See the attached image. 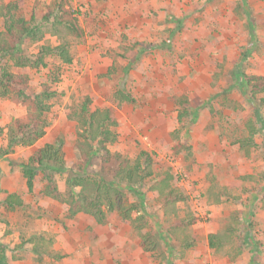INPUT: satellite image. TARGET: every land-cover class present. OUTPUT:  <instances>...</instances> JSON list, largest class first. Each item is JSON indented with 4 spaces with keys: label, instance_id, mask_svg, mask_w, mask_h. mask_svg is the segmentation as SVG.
Wrapping results in <instances>:
<instances>
[{
    "label": "rangeland",
    "instance_id": "1",
    "mask_svg": "<svg viewBox=\"0 0 264 264\" xmlns=\"http://www.w3.org/2000/svg\"><path fill=\"white\" fill-rule=\"evenodd\" d=\"M52 2L0 0L28 18H40ZM70 6L83 28L80 37L69 38L72 63L50 55L47 66L26 70L28 92H40L43 84L57 92L45 136L33 146L8 148V126L29 109L11 96L0 98V252L6 264H133L126 251L140 246L134 223L140 211L131 219L110 212L102 224L85 212L68 216L65 203L42 192V175L30 193L20 168L38 146L62 137L63 187L71 169L83 164L75 146L85 104L112 109L119 133L112 151L132 160L149 152L156 173L171 171L172 186L187 196L167 216L154 177L140 187L143 194L129 189L130 201L144 200L143 231L158 237L155 251H143L149 264H264V129L256 132L250 156L237 143L249 135L248 120L256 119L242 85L243 73L264 75V0H70ZM60 41L46 33L29 50ZM183 95L188 113L179 120L176 99ZM9 193L24 204L7 211ZM230 216L236 218L231 240L214 250L208 236L223 234ZM176 217L195 218L185 233L198 240L195 246L169 235ZM36 243L60 257L32 251Z\"/></svg>",
    "mask_w": 264,
    "mask_h": 264
},
{
    "label": "trees",
    "instance_id": "2",
    "mask_svg": "<svg viewBox=\"0 0 264 264\" xmlns=\"http://www.w3.org/2000/svg\"><path fill=\"white\" fill-rule=\"evenodd\" d=\"M14 8L12 3H0V19H3V28L0 29V98L11 96L29 110L16 117L8 126L7 147L10 149L17 145L33 146L45 136L50 125L47 116L52 107L50 100L57 93L47 84H43L40 92H28L30 74L26 70L47 66V57L50 55L58 56L64 63H72L69 38L83 34L70 0H53L40 18L35 13L29 18L19 16L13 11ZM46 33L56 35L61 40L60 43L55 46L41 44L37 52H31L29 45L42 41ZM244 54L246 52L243 56ZM243 74V92L253 104L256 119L248 120L249 135L238 138L237 143L245 155L250 156L257 146L256 132L260 128L264 129V75ZM259 94L262 96L257 97ZM119 95L128 102L134 101L128 94L121 92ZM186 96L188 95L176 99V103L182 108L179 120H183L188 113ZM225 96H222L224 103L228 102V97ZM114 125L116 119L111 108L90 109L85 104L78 117L79 129L75 146L79 156L83 158V164L71 169L63 187L58 179L67 170L63 147L65 141L62 137L38 146L26 161L20 163V168L28 191L34 192L35 180L41 174L44 180L42 192L65 203L68 206V216L85 212L102 224L110 212L131 219L133 212L140 211L134 221L140 231V245L144 250L153 252L159 242L156 240L158 237L153 236L150 231H143L145 222L142 218L146 211L144 200L141 199L139 203L130 201L129 189L137 194L142 193L140 187L144 181L154 177L156 182L153 190L158 193V200L167 216L177 213V202L185 200L187 196L172 186L174 175L171 171L156 173L154 158L149 152L143 150L132 160L120 151H112L109 144L115 143L119 138V133L112 128ZM93 163L98 168L93 167ZM4 198L3 205L7 211L24 204L23 197L17 193H9ZM229 219L231 222L223 234L210 233L208 236L209 246L214 250H220L231 239L236 218L230 216ZM194 222V217H176L172 221L173 225L168 228L169 235L180 236V242L186 248L195 246L198 240L194 241L191 235L185 234ZM32 251L60 257L54 249H42V245L37 243L33 245ZM0 264H6L4 252H0Z\"/></svg>",
    "mask_w": 264,
    "mask_h": 264
},
{
    "label": "crops",
    "instance_id": "3",
    "mask_svg": "<svg viewBox=\"0 0 264 264\" xmlns=\"http://www.w3.org/2000/svg\"><path fill=\"white\" fill-rule=\"evenodd\" d=\"M233 235V233H232ZM231 240V239H230ZM229 240V241H230ZM209 243V242H208ZM131 253H130V252ZM143 251H145L141 245L138 246L136 249H133V250H130L128 248V250L126 251V254L131 258L133 259V264H149V258H148V254H145ZM145 259L147 261H145Z\"/></svg>",
    "mask_w": 264,
    "mask_h": 264
}]
</instances>
